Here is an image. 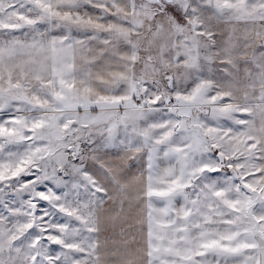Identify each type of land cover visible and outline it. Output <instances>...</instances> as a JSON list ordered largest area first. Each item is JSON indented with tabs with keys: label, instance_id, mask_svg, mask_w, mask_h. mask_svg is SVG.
Segmentation results:
<instances>
[{
	"label": "snow or ice",
	"instance_id": "1",
	"mask_svg": "<svg viewBox=\"0 0 264 264\" xmlns=\"http://www.w3.org/2000/svg\"><path fill=\"white\" fill-rule=\"evenodd\" d=\"M0 264H264V0H0Z\"/></svg>",
	"mask_w": 264,
	"mask_h": 264
}]
</instances>
